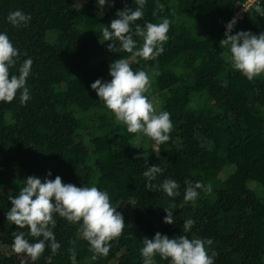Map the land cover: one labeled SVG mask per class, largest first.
I'll list each match as a JSON object with an SVG mask.
<instances>
[{
	"label": "trees",
	"instance_id": "1",
	"mask_svg": "<svg viewBox=\"0 0 264 264\" xmlns=\"http://www.w3.org/2000/svg\"><path fill=\"white\" fill-rule=\"evenodd\" d=\"M247 0H146L144 16L131 27L136 49L143 38L135 26L170 21L168 40L155 59L143 60L119 51V41H104L117 12L135 10L134 0H0V33H6L20 55L10 76L32 59L26 81L29 100L0 102V264H143L145 237L159 232L169 239L212 240L205 244L214 264H264V75L248 81L231 67L220 47L226 25ZM255 0L236 20L232 35L264 33V16ZM20 10L31 19L19 27L7 16ZM155 13V15H153ZM53 33V39L49 35ZM113 42L117 51H109ZM129 60L133 71L144 70L151 80L146 95L156 99L157 113L170 114V139L157 145L142 133L131 134L115 121L91 84L110 82V65ZM139 138L135 147L134 139ZM153 165L162 172L154 185L172 179L178 195L149 190L143 173ZM233 171L224 179L222 170ZM51 172V176L48 173ZM29 176L77 187L96 186L106 191L122 214L124 230L111 242L109 254L92 260L80 223L55 216L51 230L60 248H46L32 261L12 251L13 232H24L30 243L43 237L9 224L8 195H18ZM212 185V192L197 189L194 202H184L189 185ZM174 205V223H164ZM195 221L188 232L183 222ZM51 227V226H50ZM75 251V261L72 250ZM155 264H171L157 254Z\"/></svg>",
	"mask_w": 264,
	"mask_h": 264
},
{
	"label": "clouds",
	"instance_id": "2",
	"mask_svg": "<svg viewBox=\"0 0 264 264\" xmlns=\"http://www.w3.org/2000/svg\"><path fill=\"white\" fill-rule=\"evenodd\" d=\"M108 0H98L99 6H104ZM135 10L125 8L117 12L110 27L102 29L104 41H119V51L131 53L133 57H139L145 61L155 59L163 52V44L168 40L170 21L164 19L161 23L148 22L141 27L135 26V34L143 38V44L139 50L134 51L137 45L130 34L132 25L143 18L146 0H134ZM255 12L264 16V8L255 6ZM155 15V13H153ZM22 11L10 12L7 16L8 22L19 27L30 21ZM236 20L233 19L226 25L225 38L220 41V47H226L229 52L226 58L231 67L239 71L248 81L264 75V33L259 36L249 32H237L232 35ZM109 51H117L116 44L111 42ZM19 51L13 46L6 33H0V102L11 103L17 92H21L20 103H26L29 89L26 87L27 78L30 75L33 61L26 59L18 69V75L10 76V68L14 67ZM110 82H102L97 79L91 84L104 107L114 116L115 121L126 126L127 132L131 134L142 133L153 140L157 145L163 144L170 139L172 130L170 114L167 111L157 113L153 103L148 99L146 93L151 87V80L144 70L133 71L129 60L120 58L110 65ZM162 169L158 165L148 167L143 173L147 179L146 185L149 190H162L168 197L178 195L179 184L172 180H164L159 186L152 184L157 174ZM51 176V172L48 173ZM197 189H203L206 193L212 192V185L202 183L189 185L185 190L184 202H194L198 197ZM0 195H3L0 188ZM11 208L7 212L6 219L9 224L16 228L29 230L28 235L34 238L43 237L35 243H30L25 238L24 232H13L14 237L12 251L17 254H25L32 261L38 260L46 248H51L55 255L60 248L56 241L52 228L56 225L55 216L67 220L70 223H81L80 232L84 240L90 245V251L94 253L91 257L96 260L100 256H107L110 251L111 242L117 240L125 227L124 218L121 213L113 207L106 191H101L96 186L77 187L74 184H64L60 176L54 180L29 176L24 186L19 190L15 198L8 195ZM174 205L164 209L167 213L164 218L165 224H173ZM195 221L187 219L183 222V231L188 232ZM51 226V227H50ZM211 239H189L181 235L178 239H169L159 232L154 239L144 238V247L141 249L143 264H155L154 257L158 254L161 259L169 260L171 264H214L213 256H210L205 244L211 245ZM72 259L75 261V251L72 250ZM23 264V262H22ZM51 264V257L48 258Z\"/></svg>",
	"mask_w": 264,
	"mask_h": 264
},
{
	"label": "rangeland",
	"instance_id": "3",
	"mask_svg": "<svg viewBox=\"0 0 264 264\" xmlns=\"http://www.w3.org/2000/svg\"><path fill=\"white\" fill-rule=\"evenodd\" d=\"M83 0H78V4H80V2H82ZM53 37V33H51L50 35H49V39H53L52 38ZM150 101L153 103V105H154V108L156 109L157 107H158V101L154 98V99H150ZM139 138H135L134 139V146L135 147H137L138 146V144L137 143H139ZM233 171V168L231 167V166H227V167H225L223 170H222V172H221V178L222 179H224V178H226L231 172Z\"/></svg>",
	"mask_w": 264,
	"mask_h": 264
},
{
	"label": "built area",
	"instance_id": "4",
	"mask_svg": "<svg viewBox=\"0 0 264 264\" xmlns=\"http://www.w3.org/2000/svg\"><path fill=\"white\" fill-rule=\"evenodd\" d=\"M255 0H247V2L242 5L241 9L234 15L235 20L241 17V14L248 8L250 4H252ZM226 32V31H225Z\"/></svg>",
	"mask_w": 264,
	"mask_h": 264
}]
</instances>
